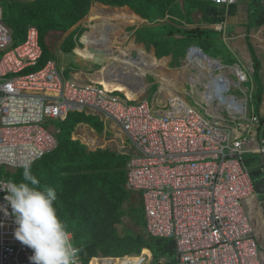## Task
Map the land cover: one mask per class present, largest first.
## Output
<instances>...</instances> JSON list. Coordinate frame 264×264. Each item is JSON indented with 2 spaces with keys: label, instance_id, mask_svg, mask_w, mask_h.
I'll list each match as a JSON object with an SVG mask.
<instances>
[{
  "label": "built area",
  "instance_id": "1",
  "mask_svg": "<svg viewBox=\"0 0 264 264\" xmlns=\"http://www.w3.org/2000/svg\"><path fill=\"white\" fill-rule=\"evenodd\" d=\"M212 1L233 6L241 0ZM193 47L198 46L190 45L186 52ZM42 57L37 27L29 26L25 40L14 43L0 0V182H13L6 177L9 172L53 153L58 124L70 114L98 112L137 150L127 165L126 187L141 194L150 235L176 240L177 264H264L247 207L258 194L248 157L264 158L263 122L256 109L251 111L249 97L243 112L242 101L230 95L243 90L239 84H248L253 75L244 71L246 78L237 66L227 65L224 74L213 73L215 83L207 86L210 109L187 102L175 107L171 99L130 100L99 82L68 77L54 60L33 70ZM216 103L225 106L231 120L213 116ZM4 195L0 192V204L8 207ZM15 228L14 218L0 212V264H31L33 251L15 239ZM129 256L137 255L90 256L81 250L80 264L94 259L133 264ZM139 256L140 264L152 258L144 250Z\"/></svg>",
  "mask_w": 264,
  "mask_h": 264
},
{
  "label": "rangeland",
  "instance_id": "2",
  "mask_svg": "<svg viewBox=\"0 0 264 264\" xmlns=\"http://www.w3.org/2000/svg\"><path fill=\"white\" fill-rule=\"evenodd\" d=\"M11 1L15 4H23L33 0ZM190 2L193 1H184V3H188V5ZM199 3L201 4L202 2ZM178 4L180 10H174V8L172 12L182 15L183 13L179 0ZM176 18L180 17L177 16ZM106 19H109L108 31L116 30L115 33L118 32L116 41L121 43L124 49L133 45L135 48H142L146 54L151 55L152 53V55L159 60H167V69L176 74L175 76H177L178 79L177 83H183L185 87L184 90L182 89L180 92H174L172 95L159 92L156 77L147 75L145 77V83L147 85L146 90L138 97L131 98L125 89L120 87L109 88L105 83L99 81L96 72L103 66L77 59L76 49L78 47H83L81 45V39L86 33L92 32L91 27L101 25ZM170 22L175 25V21L171 20L169 17L162 18L156 16L144 19L129 7H111L98 2L93 3L88 14L68 32L53 31L44 38L42 41L43 57L41 66L48 61L54 60L62 69L68 70L69 72L75 73L81 70L85 71L87 72V80L99 82L103 87L109 88L111 90L110 92L122 93L130 100H137L143 97L145 100L147 99L155 103L157 99H159V101H164V99L167 98L169 100L171 99L175 107H181L187 102L201 109H210L206 106V97L202 95L203 93L207 94L205 92L208 90L206 89L208 86V79H198V71L193 68H190L191 70H183L181 74L178 72L184 64V54H186L185 52L189 49L190 45H193V43L199 44L204 38H194L190 42L184 34L175 33L174 35H170L169 33H165L161 39L155 40L146 34V32ZM176 27L184 31L200 30L188 29L185 25L182 27L176 25ZM200 31L208 32L205 30ZM13 35L14 43H18L24 38L22 33H18L17 35V33L14 34L13 32ZM206 38V40H212V35H208ZM222 40L223 37H219V43L221 45H223ZM208 47V52L210 51L213 55H222V59L218 56H213L214 59L218 57L217 59L224 60V64L233 67L236 66L235 63H238L237 60H234L228 54L226 48L220 45H214L213 43L209 44ZM255 67L256 70L254 73L256 75L258 70V65L256 63ZM75 75L78 76L77 73ZM255 75L253 80L245 86L249 94L247 98L249 97L251 111L257 108V94L259 92H256L258 89L255 86ZM128 78L129 82H136L133 77ZM234 79L236 81L238 80L236 76H234ZM200 82L201 84H199ZM230 95L245 98V95L240 89L234 90ZM161 103L162 102H159V104ZM216 104L218 112L213 116H217V118L226 121L231 120L232 116L225 106L223 104L221 105V103ZM220 108L223 109L220 110ZM220 114L222 115L220 116ZM82 115L84 117L80 116V114L74 115L76 116L74 120L81 118L83 122L76 127L73 133V139L78 141L89 154L102 152V154L107 153L112 156L115 155V157L125 158L123 170L125 169L127 174V165L130 162V157L136 152L130 142H128L122 134H119L114 127L108 125V121L98 112L88 110L87 112H83ZM76 156L78 157V154H76ZM55 157L56 156L52 154L49 156L51 160H43L34 164L31 167V171L40 181L41 189L46 187H53L56 189L57 199L55 201V207L57 213L66 224L67 229L73 233L78 245L86 255L105 257L121 256L124 255L123 252L127 253L129 249H132L140 236L147 242L150 241L151 235L147 228L142 196L137 191L127 189L126 175L125 186L123 187L122 185L120 191H115L111 189V185H116L115 181L117 178L114 174H110L109 169H104L105 171L92 174H90L91 172L88 170L89 167L87 164L89 163L95 168L99 165L102 166L103 163L100 160L94 162L86 158L75 157L69 164H62L59 168H56L54 166L57 161ZM112 170H114V168H112ZM77 174L80 175L78 179ZM6 177L16 183L22 180V174L18 171L9 172ZM90 178L95 180L92 187L90 186L91 184L87 183ZM70 180H77L78 182L75 181L74 185H69L71 182ZM105 180H108V182ZM78 183H82V185ZM84 184H86V186ZM73 219L79 222H75L73 226L70 227L69 223ZM143 250L141 253L126 255H137L129 257L135 259L138 257L141 259L139 262L140 264L143 261V257L139 255L143 253ZM114 253L118 254L113 255ZM145 254L149 255L148 253ZM149 264H155L153 252ZM161 264H175V261L172 258L164 257L161 259Z\"/></svg>",
  "mask_w": 264,
  "mask_h": 264
},
{
  "label": "trees",
  "instance_id": "3",
  "mask_svg": "<svg viewBox=\"0 0 264 264\" xmlns=\"http://www.w3.org/2000/svg\"><path fill=\"white\" fill-rule=\"evenodd\" d=\"M96 2L111 7H129L144 19H149L156 16L168 18L169 16L171 20L175 21V25L170 22L168 24H164L159 28L148 31L146 32V34L155 40H159L165 33H169L170 35L180 33L184 34L190 42L194 38L199 39L201 37L204 38V40L199 43L200 46L198 47L201 48L203 52L210 54L208 52V46L209 44H211V40H206V32L200 30L184 31L179 30L176 27V25L181 24L174 18H176L177 16L181 17V14H174L172 11L174 8V10H180L178 0H33L31 2L23 4H15L11 0H3L4 21L12 31V34L14 32V34L17 33V35L18 33H22L24 35V38L20 42H23L25 40L27 29L29 26L33 25L37 27V29L39 30L40 42L42 45V41L50 32H68L88 14L92 4ZM250 47L252 48V50H254L251 42ZM184 55L186 56V54ZM41 61L37 67L33 68V70H37L45 66V64L41 66ZM255 76L256 82L259 86L256 108L259 114L260 104L262 103L264 92L263 87L261 86L259 68ZM75 114L79 113L70 114L66 121L60 122L58 124V127L60 128V133L58 134V148L53 153L48 154L36 163H39L43 160H51L49 156L52 154L55 155V158L57 159L54 164L56 168H59L62 164H69L71 160H74L75 157H77L76 154H78L77 158H86L87 160L94 162L100 160L103 165H99L96 168L91 163L87 164V166L89 167L88 170L91 172L90 174L99 173L101 171H105L104 169H109L110 174H114V176L117 178L115 181L116 185H111V189L120 191L122 189V185L123 187L125 186V175L127 181V174L125 172V169L123 170L125 158L115 157V155L112 156L111 154L107 153L102 154V152L91 154L87 153L86 150L80 145V143L73 139V133L75 132L76 127L78 126V124L83 122L81 118L78 119L79 121L74 120V118L76 117L74 116ZM80 116L84 117L82 114H80ZM262 122L264 123L263 120ZM112 168H114V170H112ZM18 172L22 174L23 169L18 170ZM79 176L80 175L77 174V179ZM70 181L71 182L69 183V185H74L75 181L77 180ZM105 181L108 182V180ZM87 183L91 184L90 186L92 187L93 183H95V180L90 178ZM78 184L82 185V183ZM84 185L86 186V184ZM75 222L79 221L73 219L69 223V226L72 227ZM143 249L144 254L148 253L150 256L153 252L155 264H161V259L164 257L172 258L175 261V264H177L178 246L175 239L158 238L151 236L150 241L147 242L143 237L140 236L136 244L133 245L132 249H129L127 253H123L124 255L136 254L141 253ZM117 254L118 253H114L113 255Z\"/></svg>",
  "mask_w": 264,
  "mask_h": 264
},
{
  "label": "crops",
  "instance_id": "4",
  "mask_svg": "<svg viewBox=\"0 0 264 264\" xmlns=\"http://www.w3.org/2000/svg\"><path fill=\"white\" fill-rule=\"evenodd\" d=\"M184 1L186 0H179L183 13L181 17H173L180 22V26L185 25L188 29L210 31L209 33L206 32V36L212 35L211 43L226 48L228 54L238 61L235 63L236 66L241 67L249 76L255 75L256 63L260 70L261 86L264 91V0H241L233 6L218 5L212 0H190L193 2H190L189 5L188 3L185 4ZM219 37H223V45L219 43ZM250 42L254 50L250 47ZM193 45L200 46L195 43ZM209 53L212 57L218 56L222 59L221 54L215 56L210 51ZM220 61L224 63V60ZM65 72L68 77H73L79 81H92L87 80V72L85 71L81 70L74 73L65 70ZM76 73L78 76L75 75ZM245 86L246 84L244 85L245 93L249 96ZM255 86L258 89L256 92L259 91L256 82ZM259 115L264 121V92ZM262 135L264 136V124ZM248 163L257 182L258 194L250 198L247 207L256 229L264 260V182L261 179V166L264 165V158L261 155L249 156Z\"/></svg>",
  "mask_w": 264,
  "mask_h": 264
},
{
  "label": "bare ground",
  "instance_id": "5",
  "mask_svg": "<svg viewBox=\"0 0 264 264\" xmlns=\"http://www.w3.org/2000/svg\"><path fill=\"white\" fill-rule=\"evenodd\" d=\"M108 22L109 19H106L101 25L91 27L92 32L86 33L81 39V45L83 47H78L76 49L77 59L103 66L101 69H99V71L96 72V76L98 77L99 81L105 83L109 88L120 87L125 89L131 98L138 97L143 91L146 90L147 85L145 83V77L147 75L156 77L159 92L172 95L174 92H180L182 89L184 90V84L177 83L178 79L177 76H175L176 74L167 69V60H159L155 58L152 53L151 55L146 54L142 48H135L133 45L127 49H124L122 44L116 41L118 32L115 33L116 30L108 31ZM183 62L184 64L181 70L178 71L179 74H181L183 70L186 71L190 68H193L198 71V79H208V85L215 83L214 77L212 76L213 73L218 71L219 74H224L227 66L219 59H214V57L203 54L198 49V47H193L188 52H186ZM237 68L241 75L246 77L245 72L241 68ZM128 77H133L136 82H129ZM199 84H201V82ZM239 87L243 89L242 92L245 95V98L236 96V98L242 101L240 103L241 105L239 109L240 111L246 112L248 109L247 95L245 93L244 86L242 87L241 84H239ZM104 88L109 92L111 91L105 86ZM209 92H211L210 86L209 90L205 92L207 94H202L203 97L209 98ZM216 97L218 101L221 103L223 102V98H220L219 94ZM221 109L223 108H220V110ZM87 111L88 109H82L81 113ZM221 115L222 114H220V116ZM137 153L138 152L136 150L133 156H135ZM129 261H132L133 264H139L141 259L138 257L136 259L129 257ZM93 264L100 263L98 259H95Z\"/></svg>",
  "mask_w": 264,
  "mask_h": 264
},
{
  "label": "clouds",
  "instance_id": "6",
  "mask_svg": "<svg viewBox=\"0 0 264 264\" xmlns=\"http://www.w3.org/2000/svg\"><path fill=\"white\" fill-rule=\"evenodd\" d=\"M22 168L21 182H0V192L6 193L3 199L8 205L0 204V212L14 218L15 239L32 249L31 264H80L82 249L57 213L56 189H41L30 163Z\"/></svg>",
  "mask_w": 264,
  "mask_h": 264
},
{
  "label": "water",
  "instance_id": "7",
  "mask_svg": "<svg viewBox=\"0 0 264 264\" xmlns=\"http://www.w3.org/2000/svg\"><path fill=\"white\" fill-rule=\"evenodd\" d=\"M198 49L203 53V54H205V55H208V56H210V57H212L211 55H209V54H207L206 52H203V50L201 49V48H199L198 47Z\"/></svg>",
  "mask_w": 264,
  "mask_h": 264
}]
</instances>
